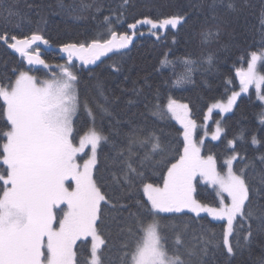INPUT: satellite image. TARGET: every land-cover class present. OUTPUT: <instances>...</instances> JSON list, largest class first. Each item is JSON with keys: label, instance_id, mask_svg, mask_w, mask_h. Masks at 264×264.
I'll return each mask as SVG.
<instances>
[{"label": "trees", "instance_id": "obj_1", "mask_svg": "<svg viewBox=\"0 0 264 264\" xmlns=\"http://www.w3.org/2000/svg\"><path fill=\"white\" fill-rule=\"evenodd\" d=\"M164 20L173 22L167 26ZM149 21L161 25L131 30ZM33 34L55 47L99 42L113 51L94 66L76 59L70 64L78 101L72 138L91 126L101 134L94 169L103 197L96 221L100 264H131L152 223L158 224L165 253L178 264H264V105L254 91L241 96L231 113H213L209 129L222 118L223 133L206 139L202 149L215 158L220 173L235 154L233 170L244 179L246 199L230 233L231 250L224 221L187 210L156 214L143 190L149 184L168 191L186 150L180 125L155 114L173 99L202 124L211 104L238 88L237 73L264 49V0H0V196L12 128L7 89L22 71L47 78L56 72L52 65L66 60L45 51L42 60L50 68L33 69L11 52L12 38ZM121 35L128 44L114 49L111 40ZM259 70L264 93V61ZM194 196L219 205L216 191L199 180ZM91 246L90 239L76 243L74 264H91Z\"/></svg>", "mask_w": 264, "mask_h": 264}, {"label": "rangeland", "instance_id": "obj_2", "mask_svg": "<svg viewBox=\"0 0 264 264\" xmlns=\"http://www.w3.org/2000/svg\"><path fill=\"white\" fill-rule=\"evenodd\" d=\"M140 24H147L148 29L161 25L149 21L132 25L131 30ZM127 39V35L115 36L111 46L121 49L128 44ZM96 46L101 45L97 42L72 48L73 57L62 60L58 67L52 65L56 72H50V77L41 78L30 69L22 71L7 89V115L12 128L4 147L7 177L3 178L6 186L0 196V264H74L75 245L86 239L92 244L91 264H100L102 240L96 221L103 197L94 180V169L101 134L91 126L78 140L72 138L78 101L70 65L75 59L88 65ZM263 61L264 49L253 54L240 71L245 82L226 99L212 103L202 124L196 123L186 104L173 99L155 114L180 125L186 150L168 180V191L149 184L143 187L152 210L156 214L187 210L224 221L229 250L234 221L243 212L246 186L243 176L233 170L237 156L228 157L226 171L220 173L215 158L203 155V143L206 139L218 140L223 133L222 118L209 129L214 112L222 117L231 113L237 100L252 91L264 105L259 70ZM43 67L49 69L50 65L39 68ZM198 130L202 131L199 138ZM15 160L21 162L18 171ZM14 172L17 187L22 188L19 194L27 203L13 185ZM25 176L31 182L23 181ZM196 180L216 191L217 207L196 200ZM131 264H178L177 257L165 253L157 223L145 229Z\"/></svg>", "mask_w": 264, "mask_h": 264}, {"label": "water", "instance_id": "obj_3", "mask_svg": "<svg viewBox=\"0 0 264 264\" xmlns=\"http://www.w3.org/2000/svg\"><path fill=\"white\" fill-rule=\"evenodd\" d=\"M163 22L167 26H170L173 21L164 20ZM8 46L13 54L17 55L19 58H23L25 63L32 66L34 69L42 66V55L45 51H55L63 55L66 59L72 58L75 53V51L69 46L55 47L53 44L49 43L48 40L38 34H33L22 39L12 38L11 43ZM34 46H37L38 48L34 52H31L32 47ZM94 51L95 54H93L92 61H90L91 66L99 63L103 57H107L113 52L110 47H95ZM238 80L240 83H244L240 73H238Z\"/></svg>", "mask_w": 264, "mask_h": 264}, {"label": "flooded vegetation", "instance_id": "obj_4", "mask_svg": "<svg viewBox=\"0 0 264 264\" xmlns=\"http://www.w3.org/2000/svg\"><path fill=\"white\" fill-rule=\"evenodd\" d=\"M34 49H36V48H34ZM16 161V163H17V169H16V171H18V170H20V165H21V162L19 161V160H15ZM31 164V163H30ZM13 185L17 188V191H18V195H19V197H20V199L24 202V203H27V199L25 198V197H23L22 195H20L19 194V191H21V187L20 186H18L17 187V184H16V172H14L13 174ZM29 181V182H31V180H29L28 178H26V176H25V179H23V181ZM35 185V184H34ZM31 187H32V189H35V187L33 186V183H31Z\"/></svg>", "mask_w": 264, "mask_h": 264}]
</instances>
